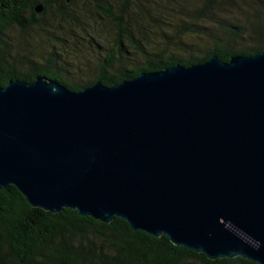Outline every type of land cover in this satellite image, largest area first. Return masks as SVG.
I'll return each instance as SVG.
<instances>
[{
    "label": "water",
    "instance_id": "95a60500",
    "mask_svg": "<svg viewBox=\"0 0 264 264\" xmlns=\"http://www.w3.org/2000/svg\"><path fill=\"white\" fill-rule=\"evenodd\" d=\"M41 11V5L35 6ZM264 264V49L79 90L0 85V188Z\"/></svg>",
    "mask_w": 264,
    "mask_h": 264
},
{
    "label": "trees",
    "instance_id": "16d2710c",
    "mask_svg": "<svg viewBox=\"0 0 264 264\" xmlns=\"http://www.w3.org/2000/svg\"><path fill=\"white\" fill-rule=\"evenodd\" d=\"M40 4L41 11H35ZM16 29L17 35L7 33ZM264 49V0H0V85L45 76L79 90L142 71ZM0 264H258L210 259L165 235L29 204L0 188Z\"/></svg>",
    "mask_w": 264,
    "mask_h": 264
},
{
    "label": "rangeland",
    "instance_id": "374dc122",
    "mask_svg": "<svg viewBox=\"0 0 264 264\" xmlns=\"http://www.w3.org/2000/svg\"><path fill=\"white\" fill-rule=\"evenodd\" d=\"M39 13V12H38ZM7 35H9V36H15V35H17V31H16V29H11L8 33H7Z\"/></svg>",
    "mask_w": 264,
    "mask_h": 264
}]
</instances>
